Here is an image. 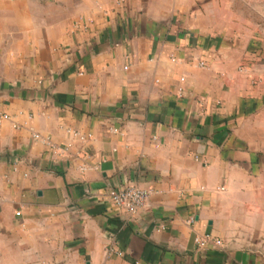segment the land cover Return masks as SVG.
Returning <instances> with one entry per match:
<instances>
[{
    "label": "crops",
    "instance_id": "1",
    "mask_svg": "<svg viewBox=\"0 0 264 264\" xmlns=\"http://www.w3.org/2000/svg\"><path fill=\"white\" fill-rule=\"evenodd\" d=\"M0 264H264V0H0Z\"/></svg>",
    "mask_w": 264,
    "mask_h": 264
},
{
    "label": "built area",
    "instance_id": "2",
    "mask_svg": "<svg viewBox=\"0 0 264 264\" xmlns=\"http://www.w3.org/2000/svg\"><path fill=\"white\" fill-rule=\"evenodd\" d=\"M243 71V69H240ZM150 192L138 186L126 185L111 189L108 193L109 202L127 217L136 216L148 202ZM209 237L198 239L197 243L204 246Z\"/></svg>",
    "mask_w": 264,
    "mask_h": 264
}]
</instances>
